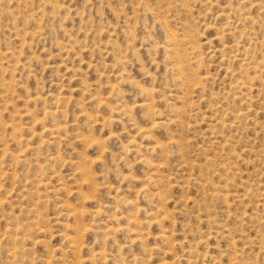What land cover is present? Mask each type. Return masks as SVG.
<instances>
[{
  "label": "rangeland",
  "instance_id": "obj_1",
  "mask_svg": "<svg viewBox=\"0 0 264 264\" xmlns=\"http://www.w3.org/2000/svg\"><path fill=\"white\" fill-rule=\"evenodd\" d=\"M0 264H264V0H0Z\"/></svg>",
  "mask_w": 264,
  "mask_h": 264
}]
</instances>
